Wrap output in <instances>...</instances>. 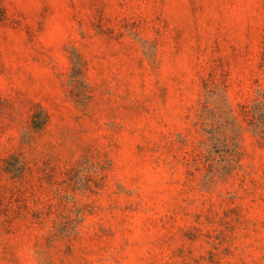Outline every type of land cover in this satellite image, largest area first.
I'll use <instances>...</instances> for the list:
<instances>
[{"label":"rangeland","instance_id":"obj_1","mask_svg":"<svg viewBox=\"0 0 264 264\" xmlns=\"http://www.w3.org/2000/svg\"><path fill=\"white\" fill-rule=\"evenodd\" d=\"M0 264H264V0H0Z\"/></svg>","mask_w":264,"mask_h":264}]
</instances>
